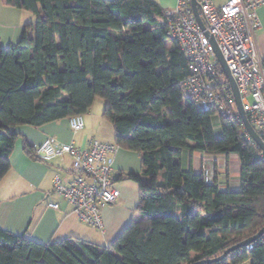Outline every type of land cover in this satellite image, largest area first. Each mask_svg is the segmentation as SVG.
<instances>
[{"label":"trees","instance_id":"16d2710c","mask_svg":"<svg viewBox=\"0 0 264 264\" xmlns=\"http://www.w3.org/2000/svg\"><path fill=\"white\" fill-rule=\"evenodd\" d=\"M36 15L17 42L0 41V180L20 125L85 115L97 97L116 142L141 157L137 217L107 245L42 242L0 228V264H192L214 259L264 227V153L240 116L216 122L182 81L188 58L156 0H4ZM221 69V68H220ZM24 147L36 158L29 142ZM231 154L239 189L181 166L183 150ZM211 264H264V234Z\"/></svg>","mask_w":264,"mask_h":264},{"label":"built area","instance_id":"2783aa9c","mask_svg":"<svg viewBox=\"0 0 264 264\" xmlns=\"http://www.w3.org/2000/svg\"><path fill=\"white\" fill-rule=\"evenodd\" d=\"M195 2L204 27L194 13L193 0H176L164 14L167 34L178 42L188 58L190 75L181 83L183 98L209 111L217 125L222 119L239 116L229 79L212 43L214 38L236 81L247 117L264 140V62L254 42V31L261 26L258 8L264 0ZM69 121L74 132L85 127L83 115L71 116ZM118 147L94 137L81 146L54 136L35 145V155L44 162L66 157L72 162L69 177L64 178L60 172L54 175L49 206L59 209L58 199H64L72 205L77 218L103 229L102 209L121 196L116 180L122 174L113 168ZM202 171L213 180L214 163H205ZM247 246L252 248L253 244Z\"/></svg>","mask_w":264,"mask_h":264},{"label":"crops","instance_id":"0c3cea01","mask_svg":"<svg viewBox=\"0 0 264 264\" xmlns=\"http://www.w3.org/2000/svg\"><path fill=\"white\" fill-rule=\"evenodd\" d=\"M156 1L165 9L176 4V0ZM258 16L261 26L254 31V42L257 53L264 62V4L258 8ZM35 20L36 15L33 12L7 5L4 0H0L1 45L7 47L10 43L17 42L25 29H31ZM16 129L20 137L17 139L10 157L11 167L0 180V228L15 234L27 232L42 242L76 237L100 245H107L122 232L133 218L137 217L139 184L128 176L130 165L127 160L131 156L126 152L127 149L124 150L122 147H118L114 154V164L117 163L118 170L122 174L116 180V184L121 190V196L116 203L102 209L103 229L94 228L77 218L73 213L72 205L64 199H58L60 201L59 209L49 206V202L53 199L54 175L60 172L64 178L69 177L71 175V158H57L50 162H44L37 156L32 158L24 147V139L29 142L34 153L35 145L43 142L48 136H54L62 142L73 141L81 146L85 145L89 137L111 143L100 130L98 131L96 122L87 123L85 121L84 129L78 132H74L70 127L69 118L38 127L27 124L20 125ZM215 132L218 136L221 135L220 125L215 126ZM138 157L140 159L139 154ZM211 159H215L214 166H217L215 176L220 187L222 189H239L240 178H235L238 180L237 184L231 183V178L228 180L226 174L222 172L221 167L226 164L223 154L191 152L185 149L181 156V166L184 170H188L192 166L194 171L201 172L205 163L210 162ZM220 160L222 163H219ZM228 160L240 166L237 154H231ZM68 165H70L69 168ZM242 264H251V262Z\"/></svg>","mask_w":264,"mask_h":264},{"label":"rangeland","instance_id":"374dc122","mask_svg":"<svg viewBox=\"0 0 264 264\" xmlns=\"http://www.w3.org/2000/svg\"><path fill=\"white\" fill-rule=\"evenodd\" d=\"M169 1H173V0H169ZM217 3L222 4L224 2H226V0H215ZM104 99L101 97H97V99L95 100V102L93 103V106L91 107V109L88 111V113H86L85 115H83L84 120L88 123V122H96L97 127H98V131L100 130L102 135L105 136L111 143L113 144H117L116 142V135H115V130H114V126L113 124L108 121L107 119H105V117H103V111H104ZM88 125V124H87ZM218 126V125H215ZM119 148H121L120 145H118ZM126 150V149H124ZM128 152V154L131 156L128 160L127 163L130 165V171L129 174L132 176H142L141 173V157L139 159L137 152L134 151H126ZM215 160V159H214ZM213 159L210 160V162L214 163ZM219 160V159H218ZM217 162V161H216ZM219 163H222V160H220ZM226 163V162H225ZM234 162H231L228 160V164L226 163L224 166L221 167L223 174H226V178H231V183H236L238 180H235V178H239L240 175V166ZM117 163H115L113 165V168H115L116 171H120L118 170L119 168L116 165ZM70 167V165H68V168ZM215 172L214 175L217 172V166H214Z\"/></svg>","mask_w":264,"mask_h":264},{"label":"water","instance_id":"95a60500","mask_svg":"<svg viewBox=\"0 0 264 264\" xmlns=\"http://www.w3.org/2000/svg\"><path fill=\"white\" fill-rule=\"evenodd\" d=\"M193 9H194V13H195V15L197 17V20H198L199 24L202 27H204L203 20H202L201 15H200V13L198 11V8H197L195 0H193ZM212 43H213V45L215 47L218 60H219L223 70L225 71V73H226V75H227V77L229 79L230 86H231V89H232V92H233V95H234V98H235L237 111H238L239 116L241 117V120L243 122L244 128H245L246 132L248 133V135L251 137V139L261 148V150L264 153V140H263L262 136L254 128V126L251 124V122L249 121V119L247 117V114H246V112L244 110V107H243V104H242L241 94H240V91H239V89L237 87L236 81H235L234 77L232 76L231 71L228 68V65H227L222 53L218 49L217 43H216L214 38H212ZM263 234H264V227L260 230V232L257 235H255L254 237H252V238H250L248 240H245L244 242L238 244L237 246H234V247L228 249L224 254H222V255L214 258V259L201 260V261H198V262H195V263H192V264H211L213 262L219 261V260L223 259L225 257V255L227 253H229L230 251L235 250L238 247L247 246L250 242L257 240Z\"/></svg>","mask_w":264,"mask_h":264}]
</instances>
